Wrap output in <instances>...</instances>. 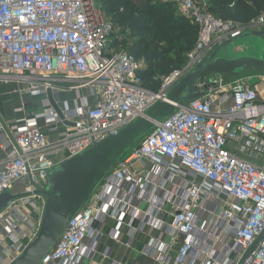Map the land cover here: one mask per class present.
<instances>
[{"label": "built area", "instance_id": "obj_1", "mask_svg": "<svg viewBox=\"0 0 264 264\" xmlns=\"http://www.w3.org/2000/svg\"><path fill=\"white\" fill-rule=\"evenodd\" d=\"M173 2L198 36L185 63L156 76L160 89L151 91L139 74L143 59L121 47L106 54L116 25L101 0H0V83L41 97L40 111L22 102V117L0 123V195H17L0 210V264L37 236L46 205L39 191L54 167L165 100L216 48L264 32V12L237 22L213 15L208 0ZM261 80H199L204 95L177 104L111 167L42 264H83L105 237L133 248L139 236L154 264H239L264 233ZM18 185L24 189L15 194ZM111 253L106 247L102 255ZM244 264H264V235Z\"/></svg>", "mask_w": 264, "mask_h": 264}, {"label": "water", "instance_id": "obj_2", "mask_svg": "<svg viewBox=\"0 0 264 264\" xmlns=\"http://www.w3.org/2000/svg\"><path fill=\"white\" fill-rule=\"evenodd\" d=\"M244 35L264 36V32L251 31ZM234 40L224 43L205 61L198 63L167 92L165 100L156 102L117 133L62 161L50 171L46 188L39 191L46 198L40 230L23 254L11 264H42L68 223L88 203L90 196L111 167L130 151L134 144L173 115L177 104L204 95V91H199L196 87L199 80L219 78L221 75L248 70H256L264 75L263 57L256 55L229 57L220 54V51L228 49ZM49 98L63 118L51 92ZM15 197L17 195L10 192L0 195V210ZM263 235L264 233L247 249L239 264H244L260 244Z\"/></svg>", "mask_w": 264, "mask_h": 264}, {"label": "trees", "instance_id": "obj_3", "mask_svg": "<svg viewBox=\"0 0 264 264\" xmlns=\"http://www.w3.org/2000/svg\"><path fill=\"white\" fill-rule=\"evenodd\" d=\"M210 11L216 17L233 19L237 22H246L251 17L264 12V0H208ZM106 15L116 25V30L109 39L113 47L128 46L126 49L137 58H144L148 65L146 70L140 71L143 86L151 91L160 89V81L155 79L157 72L168 74L174 68H180L185 63L186 54L196 42L197 26L184 16L178 15L176 5L163 0H101ZM165 30V31H164ZM133 31L139 36L130 44L128 33ZM157 31L159 36L166 40V32H174L180 37L177 48L173 47L174 54L166 53L162 48L151 49L146 34ZM163 32V33H159ZM164 36V37H162ZM121 37V38H120ZM124 46V47H125Z\"/></svg>", "mask_w": 264, "mask_h": 264}, {"label": "rangeland", "instance_id": "obj_4", "mask_svg": "<svg viewBox=\"0 0 264 264\" xmlns=\"http://www.w3.org/2000/svg\"><path fill=\"white\" fill-rule=\"evenodd\" d=\"M163 1H170L172 3L173 0H163ZM176 5V4H175ZM177 9V6H176ZM105 11V9H104ZM177 14L178 10H176ZM165 31V30H164ZM247 32H251V31H247ZM157 31H150L146 34V37L148 39V41H150V48L151 49H156L158 50L159 48H162L163 51H165L166 53H171L174 54V50H172L173 47L177 48L179 45V40L180 37L178 36V34L174 33V32H166L164 33L166 36V40L162 39L160 36L159 38H155L154 35H156ZM159 33H163V32H159ZM141 34H139V36L134 35L133 31L128 33V37L130 39V44L131 45L135 39L137 37H140ZM162 36V37H164ZM121 38V37H120ZM125 45H121L118 47H121L123 49H126L128 46ZM217 49V48H216ZM117 50V48H113V46H111L109 43L106 46L105 52L106 54H110L112 55V52H115ZM221 55L224 56H240V55H256V56H260L264 58V36H255V35H251V36H241L236 38L228 47V49H226V51L224 49H222L220 51ZM144 61V66H143V70H146V67L148 65V62L144 59L141 58ZM157 75L159 76H163L165 74H163L162 72L158 71ZM261 77H262V73L256 70H248V71H243L240 73H235V74H227V75H223L224 78V83L225 85H230L231 83L238 81V80H244V81H248L250 84H257L259 82H261ZM5 84V92L3 93L4 96L8 95V97H14L16 95V93L19 95L18 98L22 99V95L19 94L16 90V87H13V82H7L4 83ZM261 89L264 88V83L261 84L260 86ZM15 91V92H14ZM3 96V98H4ZM26 96V95H24ZM28 97V96H26ZM26 97H24V99H26ZM62 98L64 99H70L71 103L73 104V94L71 92H66L63 94ZM16 99V98H13ZM32 101H34V105L32 106L34 109L37 106V110H28V111H39L41 110V105H40V100L37 98V96H33ZM22 102H25L24 100ZM24 187L21 185H18L14 188L13 193L17 194V193H21L23 191Z\"/></svg>", "mask_w": 264, "mask_h": 264}, {"label": "crops", "instance_id": "obj_5", "mask_svg": "<svg viewBox=\"0 0 264 264\" xmlns=\"http://www.w3.org/2000/svg\"><path fill=\"white\" fill-rule=\"evenodd\" d=\"M226 51V49H224ZM13 87H16V90L19 94L20 92L17 89L16 83L13 82ZM5 84L0 83V123L8 122L11 123L16 119L22 117V114L17 111V109L21 106L22 101L24 100L27 103L26 110H35L32 106L34 105V101H32L33 96H24L22 95V99L18 98V94L13 98L8 97V95L4 96L5 92ZM14 91V92H15ZM4 96V98H3ZM26 97V99H24ZM37 98L41 101V97L37 96ZM37 110V109H36ZM40 111V110H39ZM28 112H38V111H28ZM46 131V130H45ZM47 132V131H46ZM4 158V154L0 151V160ZM145 238L143 236H139L138 241L134 245L133 248H127L122 244H117L114 241L110 240L108 237H105L99 247V253L93 257V259L84 260L83 264H154L153 260L147 256L143 252V242ZM106 247H111L112 253L110 257L104 258L102 253Z\"/></svg>", "mask_w": 264, "mask_h": 264}]
</instances>
